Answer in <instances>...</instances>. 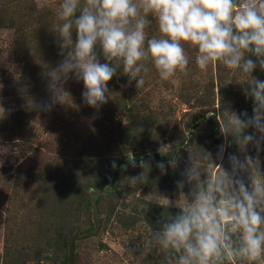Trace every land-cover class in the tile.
<instances>
[{
    "label": "rangeland",
    "instance_id": "rangeland-1",
    "mask_svg": "<svg viewBox=\"0 0 264 264\" xmlns=\"http://www.w3.org/2000/svg\"><path fill=\"white\" fill-rule=\"evenodd\" d=\"M61 2L0 0V264H69L75 233L73 264H162L163 254L148 253L145 241L180 211L160 204L188 194L189 186L181 189L177 181L190 152L203 170L212 157L231 172L228 156L234 154L251 157L264 173V145L258 152L249 144L241 153L238 133L227 142L220 133L231 112L252 116V100L244 95L247 77L222 62L201 71L198 50L185 44L187 75L177 72L162 81L153 64L142 61L148 72L137 89L120 65L99 111L83 102V82L74 79L59 93L66 104L46 111L39 106L51 103V93L42 73L63 59L53 31L62 24ZM38 12L51 21H38ZM149 19L147 36L159 37ZM252 75L264 80L259 67ZM222 144L221 161L216 157ZM162 145L163 156L157 151ZM158 161L165 162L166 174ZM142 172L144 183L130 185V177ZM240 175L250 183L247 172Z\"/></svg>",
    "mask_w": 264,
    "mask_h": 264
},
{
    "label": "clouds",
    "instance_id": "clouds-1",
    "mask_svg": "<svg viewBox=\"0 0 264 264\" xmlns=\"http://www.w3.org/2000/svg\"><path fill=\"white\" fill-rule=\"evenodd\" d=\"M149 16L157 24L159 37L147 36ZM57 17L62 24L53 31L63 59L42 73L51 103L39 107L50 111L57 103L66 104L59 93L66 92L64 84L74 79L83 82V102L99 111L108 102V82L120 65L128 83L136 81L137 89L145 84L142 72H148L142 61H150L162 81L177 72L187 75L184 45L188 44L198 50L195 62L201 71L222 62L228 69H241L247 77L244 95L252 100V116L230 111L220 133L226 142L238 133L235 141L241 153L249 144L262 150L264 80L252 73L257 67L264 71V0H84L83 4L62 0ZM0 109L5 116V109ZM248 128L254 131L243 135ZM157 151L165 155L163 145ZM224 152L222 144L216 158L222 161ZM228 160L231 172L212 157L203 170L190 152L183 179L177 181L181 189L189 186L188 194L181 192L178 200L166 198V205L160 204L180 211L169 215L145 241L148 253L163 254L162 264H264V180L259 178L264 173L249 156L241 160L230 154ZM131 163L135 166V161ZM156 167L166 174L165 162L158 161ZM244 172L250 183L241 177ZM145 179L142 172L130 177V185Z\"/></svg>",
    "mask_w": 264,
    "mask_h": 264
},
{
    "label": "water",
    "instance_id": "water-1",
    "mask_svg": "<svg viewBox=\"0 0 264 264\" xmlns=\"http://www.w3.org/2000/svg\"><path fill=\"white\" fill-rule=\"evenodd\" d=\"M78 237H79V235L75 233V234L73 235L71 241H70V245H69V249H70L69 264H73V258H74V257H73V252H74V248H75V246H74V242H75V240H76Z\"/></svg>",
    "mask_w": 264,
    "mask_h": 264
},
{
    "label": "trees",
    "instance_id": "trees-1",
    "mask_svg": "<svg viewBox=\"0 0 264 264\" xmlns=\"http://www.w3.org/2000/svg\"><path fill=\"white\" fill-rule=\"evenodd\" d=\"M5 18H6V16H5ZM36 19L38 20V21H43V22H46V21H48V20H50L51 21V19H52V17L51 16H48V15H45V14H41V13H37V16H36ZM41 31H39V33H40ZM40 39V38H39ZM43 42L41 41V40H39V44H42ZM39 48L40 49H43V46H39ZM37 262V261H36Z\"/></svg>",
    "mask_w": 264,
    "mask_h": 264
}]
</instances>
